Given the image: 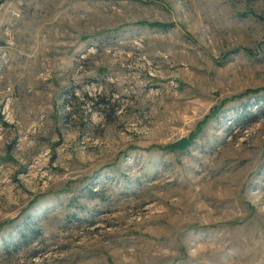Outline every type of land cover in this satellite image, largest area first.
<instances>
[{"label":"rangeland","instance_id":"374dc122","mask_svg":"<svg viewBox=\"0 0 264 264\" xmlns=\"http://www.w3.org/2000/svg\"><path fill=\"white\" fill-rule=\"evenodd\" d=\"M0 264H264V0H0Z\"/></svg>","mask_w":264,"mask_h":264},{"label":"water","instance_id":"95a60500","mask_svg":"<svg viewBox=\"0 0 264 264\" xmlns=\"http://www.w3.org/2000/svg\"><path fill=\"white\" fill-rule=\"evenodd\" d=\"M188 144H189V140L183 137L180 140H178L176 143H173L171 146L178 147V148H184Z\"/></svg>","mask_w":264,"mask_h":264}]
</instances>
